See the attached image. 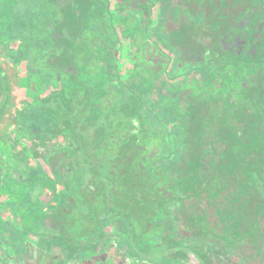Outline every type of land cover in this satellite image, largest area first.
I'll list each match as a JSON object with an SVG mask.
<instances>
[{
	"label": "trees",
	"instance_id": "trees-1",
	"mask_svg": "<svg viewBox=\"0 0 264 264\" xmlns=\"http://www.w3.org/2000/svg\"><path fill=\"white\" fill-rule=\"evenodd\" d=\"M109 1L0 0V36L31 68L16 127L49 141L41 179L0 145V247L27 264L87 261L115 225L126 264H264V0ZM10 98L0 66V121Z\"/></svg>",
	"mask_w": 264,
	"mask_h": 264
},
{
	"label": "rangeland",
	"instance_id": "rangeland-1",
	"mask_svg": "<svg viewBox=\"0 0 264 264\" xmlns=\"http://www.w3.org/2000/svg\"><path fill=\"white\" fill-rule=\"evenodd\" d=\"M109 2L110 9L113 10L115 3L112 0H110ZM152 5L153 15L151 22L152 25H154L157 22L156 19L158 18V4L153 3ZM128 47V41L122 37L119 45L115 50L116 57L121 61L120 67L118 69V72L121 75H125L127 73V69L130 67L126 59V51L128 50ZM18 57L19 53L16 43L5 40V38L0 36V66L7 74L11 84V105L8 106L0 121V145H7L9 147V152L12 153L14 158L24 161L25 165L30 167V177L36 176L41 179L42 177H44L43 173H47L49 175L42 157L45 156V154L48 152L47 145L49 144V141L42 140L34 141V143L30 142L22 137L20 131H18L16 127L18 117L17 110L24 109V107H26L31 100L30 96L26 92L24 83L25 77L31 73V68L26 64L24 60H20ZM32 154H39L40 156L34 158L32 157ZM24 166L20 164L19 168L23 169L25 168ZM47 181L48 179H45V181H43L44 188L41 195L36 197L37 192L34 193L33 198H37L36 202L46 203L49 201L50 192L46 184ZM36 188L37 187L34 186L35 190ZM51 205L53 204H51L50 202L49 206L51 207ZM2 220H5V222L7 223V227L11 230H13L14 228H18L17 216L10 218V216L4 214L2 216ZM26 221H29V219H27ZM169 222L170 221L168 218L163 221L164 225H166L168 228ZM28 223L25 224L32 227L35 234L48 233L47 231L37 229L35 225L32 226L30 223V225ZM104 233L106 234V237L108 239V241L106 242V248L103 249V241H99L95 244L94 249H88L87 254L90 255V258L88 260L92 264H126L122 249L119 247L120 238H118L119 235L115 230V225H108L104 229ZM36 236L24 233L20 235L18 239L25 240V242H22L25 244L34 245V247L38 248L39 250H47V245H50V243L39 241ZM147 245H149V248L151 250L153 249L154 251H159L162 247H164L160 240H156ZM126 254L129 256V253ZM137 258L140 262L139 264H160V260L157 258L145 259L143 257L139 258V256H137ZM85 260L86 258L81 255L72 264H83ZM129 260L130 259H128V264H132V262ZM189 260L193 262L191 256ZM68 261L69 259L66 258V256L63 254L61 261L62 264H68ZM0 264H24L21 252L18 250V248L0 247Z\"/></svg>",
	"mask_w": 264,
	"mask_h": 264
},
{
	"label": "flooded vegetation",
	"instance_id": "flooded-vegetation-1",
	"mask_svg": "<svg viewBox=\"0 0 264 264\" xmlns=\"http://www.w3.org/2000/svg\"><path fill=\"white\" fill-rule=\"evenodd\" d=\"M30 245V244H29ZM49 246L50 245H47V247L49 248ZM186 246H188V245H186ZM47 248V250L46 251H49V249ZM163 248L164 247H162L159 251H161V250H163ZM201 248V249H200ZM50 249H51V247H50ZM198 249H200V250H198ZM206 249V250H205ZM55 250V248H52V250L51 251H49V252H53ZM194 251H196V252H202V253H208L209 251H210V248H208V247H206V246H203V245H198V246H195V248H194ZM152 252H156V251H154V250H152ZM40 253H43L42 251H40ZM22 255V254H21ZM90 256V255H89ZM88 256V257H89ZM190 256L192 257V259H193V262L192 261H190L189 260V258H190ZM23 257V263L24 264H27L26 263V261H25V259H24V256H22ZM84 257V256H83ZM140 257H143V258H145V259H153V258H157V259H159L160 260V264H165V260H164V258L161 256V257H158L157 255H151V254H147V256H140ZM139 257V258H140ZM128 259H130L129 261H132V260H134V259H137V256H130ZM127 260V259H126ZM73 262H75V261H73ZM73 262H69L68 261V264H72ZM85 263H88V264H92L89 260H85L84 261V263L83 264H85ZM140 262L138 261V259H137V261H135V262H133L132 264H139ZM57 264H62V262H60V263H57ZM183 264H197L196 263V261H195V259H194V256L190 253V254H187V257H186V259H185V261L183 262Z\"/></svg>",
	"mask_w": 264,
	"mask_h": 264
},
{
	"label": "crops",
	"instance_id": "crops-1",
	"mask_svg": "<svg viewBox=\"0 0 264 264\" xmlns=\"http://www.w3.org/2000/svg\"><path fill=\"white\" fill-rule=\"evenodd\" d=\"M31 246H33L34 247V245H31ZM49 248H50V246H49ZM19 251H20V249H18ZM34 250L36 251V252H40V251H42V250H39L38 248H36V247H34ZM49 251H51V249H49ZM49 251H42L43 253H45V252H49ZM21 252V251H20ZM21 254H22V252H21ZM22 256H23V254H22ZM24 261V260H23Z\"/></svg>",
	"mask_w": 264,
	"mask_h": 264
}]
</instances>
